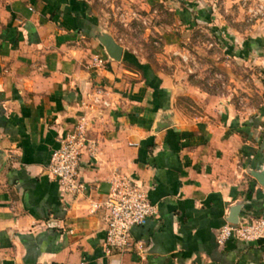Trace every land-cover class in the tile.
<instances>
[{
	"label": "crops",
	"instance_id": "crops-1",
	"mask_svg": "<svg viewBox=\"0 0 264 264\" xmlns=\"http://www.w3.org/2000/svg\"><path fill=\"white\" fill-rule=\"evenodd\" d=\"M99 32L123 48L120 61ZM261 39L237 43L257 53ZM159 64L121 42L93 0H0V264H264V241L216 242L232 207L241 220L264 218L252 175L264 170V108L238 107ZM81 118L98 147L83 156L85 190L74 197L47 166ZM119 177L143 186L157 214L132 229L131 251L108 254L105 212L92 205Z\"/></svg>",
	"mask_w": 264,
	"mask_h": 264
},
{
	"label": "rangeland",
	"instance_id": "rangeland-1",
	"mask_svg": "<svg viewBox=\"0 0 264 264\" xmlns=\"http://www.w3.org/2000/svg\"><path fill=\"white\" fill-rule=\"evenodd\" d=\"M93 4L121 42L158 53L168 73L178 70L182 81L238 107L264 108V51L248 54L237 43L264 41V0H164L146 9L127 0ZM233 26L244 32L229 33Z\"/></svg>",
	"mask_w": 264,
	"mask_h": 264
},
{
	"label": "built area",
	"instance_id": "built-area-1",
	"mask_svg": "<svg viewBox=\"0 0 264 264\" xmlns=\"http://www.w3.org/2000/svg\"><path fill=\"white\" fill-rule=\"evenodd\" d=\"M88 132V123L81 118L72 129L58 137V147L53 150L47 166V171L63 192L74 197L85 190L81 180L83 156L95 157L97 153V142L89 137ZM100 209L105 212V249L108 254L114 250L121 253L131 251L135 245L132 229L144 225L157 214L148 191L128 177L113 180L105 200L92 205L93 212ZM232 238L249 243L264 241V218L248 216L240 219L237 225L226 222L219 228L216 242L224 246Z\"/></svg>",
	"mask_w": 264,
	"mask_h": 264
},
{
	"label": "water",
	"instance_id": "water-1",
	"mask_svg": "<svg viewBox=\"0 0 264 264\" xmlns=\"http://www.w3.org/2000/svg\"><path fill=\"white\" fill-rule=\"evenodd\" d=\"M97 38L107 50L109 56L115 61H120L122 57L123 48L116 43L113 38L107 33H98ZM253 177L264 187V170L252 172ZM241 206H234L228 214L227 222L237 225L240 223Z\"/></svg>",
	"mask_w": 264,
	"mask_h": 264
}]
</instances>
